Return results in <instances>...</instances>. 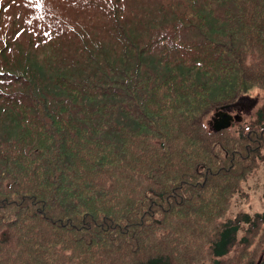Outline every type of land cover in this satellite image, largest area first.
Segmentation results:
<instances>
[{
	"label": "trees",
	"instance_id": "trees-1",
	"mask_svg": "<svg viewBox=\"0 0 264 264\" xmlns=\"http://www.w3.org/2000/svg\"><path fill=\"white\" fill-rule=\"evenodd\" d=\"M52 1L0 0V264L245 261L241 224L264 211L219 208L254 169L264 108L210 119L264 89V0H75V19ZM188 225L201 248L178 260Z\"/></svg>",
	"mask_w": 264,
	"mask_h": 264
},
{
	"label": "rangeland",
	"instance_id": "rangeland-1",
	"mask_svg": "<svg viewBox=\"0 0 264 264\" xmlns=\"http://www.w3.org/2000/svg\"><path fill=\"white\" fill-rule=\"evenodd\" d=\"M41 3L37 2L36 7H40ZM53 9L57 12L63 11L66 12L70 17L75 19V14L77 12L75 11V0H53L52 1ZM84 15L82 17H88L89 13H83ZM3 22H7L6 19L3 20ZM18 23V22H17ZM20 24L16 25L14 30H11L9 28V33L12 38H9V40L12 41L18 38H21V34L19 31H17V28H19ZM188 34L191 35L193 38L196 37V33H194L192 30H188ZM5 41L8 40L4 38ZM8 40V44L11 48H15L19 51V43L16 41L11 45V42ZM7 44V45H8ZM28 48V45L26 49ZM25 49V50H26ZM25 53H28L25 55L27 58L29 64L32 65H41L42 59L40 57H44L45 54L43 52V49L39 46H37L36 49L29 50L27 49ZM14 54H17V51L14 52ZM43 54V55H42ZM39 55V56H38ZM16 62L19 61L21 65V59L20 57H16L12 55ZM0 59L7 62L9 61V56H5L0 53ZM249 99H246V101L233 104L231 107H222L219 110L224 111L226 113H229L233 116L232 125L235 123H241L243 121H246V123H249V121H253L254 123L257 122V116L256 110L263 109L264 108V89H261L260 86H256L251 92L249 93ZM218 112L215 111V113ZM215 113H211V119H210V125L213 127L215 119H221L220 116H215ZM239 118V119H238ZM245 132H249L248 129L245 130ZM262 142L263 145L261 147L260 154L257 153V156L255 158L254 162V169L252 172L247 176L245 180L238 181L236 184L238 185L237 190L228 189L225 190V195L227 196L228 200L227 202H224L219 209H223V211L219 213H223V215H226L227 218H235L239 216L240 214L247 213L251 216L254 215L256 212H262L264 211V128L260 130ZM250 136V133L248 134ZM248 145L250 148H254L255 145L253 143ZM247 143L245 144V146ZM246 146V147H248ZM250 150V149H249ZM249 152V151H248ZM247 152V154H248ZM254 152H252L253 154ZM248 166L253 164V159L251 161H247ZM199 166H197L198 168ZM218 169H214V171H217ZM237 175V174H236ZM241 176V175H240ZM238 176V179L239 177ZM211 191H206L202 193V195H207ZM194 193L190 195L192 197ZM198 194V193H197ZM199 198H194L192 201H187L186 203L190 205V203H194L197 206L201 205L199 202ZM208 225H204L206 228ZM215 225H209L207 230L205 231V234L207 236L208 232L213 229ZM197 234V227L196 225H188V232L187 235L184 238H175L179 244L173 247L174 250V256L176 259L183 261H186L190 254L198 251L201 248L200 242L195 239V236ZM238 238H246L248 242H251L250 245L244 246L242 254L245 257V261L243 259H240L241 255L237 253H232V259L229 260V263H239V264H258L263 258H264V223L259 224L258 228L255 230L250 229L249 230V224L242 223L241 224V230L238 233ZM250 246V248H249ZM208 264V263H206Z\"/></svg>",
	"mask_w": 264,
	"mask_h": 264
},
{
	"label": "water",
	"instance_id": "water-1",
	"mask_svg": "<svg viewBox=\"0 0 264 264\" xmlns=\"http://www.w3.org/2000/svg\"><path fill=\"white\" fill-rule=\"evenodd\" d=\"M215 116H220L221 119H215L213 124L214 130L220 131L231 126L233 121V116L231 114L219 110L215 113Z\"/></svg>",
	"mask_w": 264,
	"mask_h": 264
},
{
	"label": "bare ground",
	"instance_id": "bare-ground-1",
	"mask_svg": "<svg viewBox=\"0 0 264 264\" xmlns=\"http://www.w3.org/2000/svg\"><path fill=\"white\" fill-rule=\"evenodd\" d=\"M231 126H232V124H231ZM231 126H230V127H231ZM230 127H228V128H230Z\"/></svg>",
	"mask_w": 264,
	"mask_h": 264
}]
</instances>
